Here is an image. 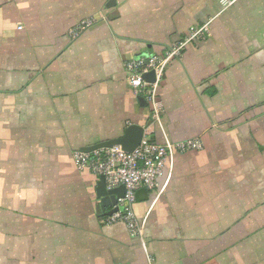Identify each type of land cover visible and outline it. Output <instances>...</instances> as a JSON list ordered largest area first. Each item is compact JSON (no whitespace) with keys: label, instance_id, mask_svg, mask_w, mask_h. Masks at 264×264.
Instances as JSON below:
<instances>
[{"label":"crops","instance_id":"1","mask_svg":"<svg viewBox=\"0 0 264 264\" xmlns=\"http://www.w3.org/2000/svg\"><path fill=\"white\" fill-rule=\"evenodd\" d=\"M208 21L151 124L124 62ZM131 125L202 143L174 155L157 199L137 190L140 238L105 223L100 177L71 158ZM0 264H264V0H0Z\"/></svg>","mask_w":264,"mask_h":264},{"label":"built area","instance_id":"2","mask_svg":"<svg viewBox=\"0 0 264 264\" xmlns=\"http://www.w3.org/2000/svg\"><path fill=\"white\" fill-rule=\"evenodd\" d=\"M237 0H219L221 10H227ZM210 21L189 31L185 37L170 45L161 54H150L127 60L123 64L126 82L135 96H141L150 109L151 124H160L162 105L159 100V88L164 72L172 60L181 57L187 45L196 43L208 34ZM91 25L82 21L70 30L72 37ZM154 73V81L144 79L146 73ZM202 149L199 139H190L172 143L164 139L162 143L151 141L144 133L140 144L132 151L126 152L120 146L102 148L91 153L74 151L71 154L74 165L81 171H88L97 177H103L106 188L124 187V195L117 199L115 209L106 218L107 225L121 224L132 238H140L143 233L145 219L138 220L134 213L136 192L146 189L156 193V198L165 189L171 174V164L176 153H185ZM168 163L167 176L163 183L164 167Z\"/></svg>","mask_w":264,"mask_h":264},{"label":"water","instance_id":"3","mask_svg":"<svg viewBox=\"0 0 264 264\" xmlns=\"http://www.w3.org/2000/svg\"><path fill=\"white\" fill-rule=\"evenodd\" d=\"M144 79L146 81L153 82L154 73H146L144 75ZM143 136L144 129L142 126L131 125L124 130L122 137L117 139H110L89 147H84L80 149V151L84 153H91L102 148L120 146L124 151L132 152L140 144ZM96 193L100 201L99 209L104 211L108 207L115 206L117 203V199L123 197L124 187L120 186L114 189H107L103 177H100V180L97 184Z\"/></svg>","mask_w":264,"mask_h":264}]
</instances>
